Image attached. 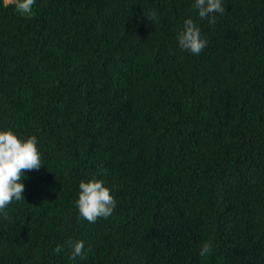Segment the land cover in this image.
Instances as JSON below:
<instances>
[{
    "label": "trees",
    "instance_id": "1",
    "mask_svg": "<svg viewBox=\"0 0 264 264\" xmlns=\"http://www.w3.org/2000/svg\"><path fill=\"white\" fill-rule=\"evenodd\" d=\"M18 2L0 0V131L43 164L0 216V264H264V0H222L214 24L194 0ZM90 179L116 200L95 223Z\"/></svg>",
    "mask_w": 264,
    "mask_h": 264
},
{
    "label": "clouds",
    "instance_id": "2",
    "mask_svg": "<svg viewBox=\"0 0 264 264\" xmlns=\"http://www.w3.org/2000/svg\"><path fill=\"white\" fill-rule=\"evenodd\" d=\"M35 0H19L17 11L30 15ZM193 7L197 10L201 19H207L209 24L216 22L215 15L224 14L225 8L222 0H194ZM151 21L155 19V13L145 15ZM178 44L183 50L198 55L206 46L207 41L201 35L200 28L192 19L184 21L183 30L178 34ZM37 138L32 135L21 141L11 130L0 131V216L8 218L7 206L13 200H24V185L21 182L25 171L38 170L42 163L37 148ZM76 207L80 216L89 223H95L98 218L109 217L116 206L115 198L110 194L108 187L99 179L81 180ZM71 249L70 259L83 256L84 243L82 240H69ZM212 244L204 242L200 255L207 256L212 251ZM61 251V246L54 249Z\"/></svg>",
    "mask_w": 264,
    "mask_h": 264
},
{
    "label": "rangeland",
    "instance_id": "3",
    "mask_svg": "<svg viewBox=\"0 0 264 264\" xmlns=\"http://www.w3.org/2000/svg\"><path fill=\"white\" fill-rule=\"evenodd\" d=\"M10 1H14V0H5V2H10Z\"/></svg>",
    "mask_w": 264,
    "mask_h": 264
}]
</instances>
